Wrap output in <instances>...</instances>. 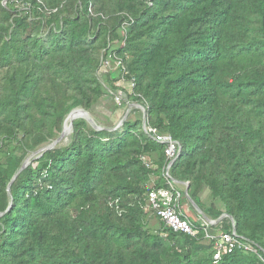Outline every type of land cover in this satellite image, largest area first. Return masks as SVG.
Listing matches in <instances>:
<instances>
[{
  "label": "trees",
  "instance_id": "1",
  "mask_svg": "<svg viewBox=\"0 0 264 264\" xmlns=\"http://www.w3.org/2000/svg\"><path fill=\"white\" fill-rule=\"evenodd\" d=\"M106 95L148 133L136 109L115 131L76 119L11 183ZM155 136L180 148L171 180L255 252L214 260L184 214L194 236L149 230L170 163ZM0 214V264H264V0H0Z\"/></svg>",
  "mask_w": 264,
  "mask_h": 264
},
{
  "label": "built area",
  "instance_id": "2",
  "mask_svg": "<svg viewBox=\"0 0 264 264\" xmlns=\"http://www.w3.org/2000/svg\"><path fill=\"white\" fill-rule=\"evenodd\" d=\"M106 64H108V62L105 63V66H107ZM114 67H121L122 72L127 74L120 61H116ZM129 86L132 88L133 83L131 82ZM115 100L119 102V97L115 96ZM145 132L148 133L147 128ZM154 139L158 143L167 145L165 154L170 160V163L177 159L180 148L175 142H172V140L166 136H155ZM170 163L166 169H164L163 174L168 188L155 189L149 192L146 198L145 212L148 216L157 218L165 227L173 232L194 236L196 234L195 228L189 220L183 217L180 203L181 195L174 187L175 184L172 182L168 173L171 166ZM200 226L204 228V239L210 243L213 242V251L215 252L213 256L214 260H218L222 254L231 253L234 249L255 252L251 243L238 239L236 233H233V231L229 234H212L208 230V227L212 225L202 223Z\"/></svg>",
  "mask_w": 264,
  "mask_h": 264
},
{
  "label": "water",
  "instance_id": "3",
  "mask_svg": "<svg viewBox=\"0 0 264 264\" xmlns=\"http://www.w3.org/2000/svg\"><path fill=\"white\" fill-rule=\"evenodd\" d=\"M139 109L140 112H141V122H142V129L144 131H146V113H145V110L142 106L138 105V104H129L128 105V108L126 110V112L124 113V116L122 117V119L120 120V122L116 125L115 128H112L111 130L109 131H115L117 130L118 128H120L122 126V124L125 122V120L127 119L128 115L130 114V111L131 109ZM79 113L80 116L77 118V119H82L84 120L92 129H94L95 131H101L103 130V128L99 127L98 125H96V123L90 118L89 116V113L83 109H74L72 110L68 115L67 117L65 118L64 120V123H63V129H62V132L60 134V136L55 140L53 141L52 143L44 146L43 148H41L40 150L32 153L29 157H27V159L22 163L20 169L18 170V172L16 173V175L13 177L11 183L15 180V178L17 177V175L23 170L25 169L29 163H30V160L31 159H38L42 156V154L46 151H49V150H52L54 149L55 147H57L63 140H64V125H65V122L67 120V118L72 114V113ZM72 124L73 122L70 123L69 125V135L72 133ZM179 156V154H178ZM177 156V158H178ZM174 162V160L170 163V165H172ZM172 182L176 185H185V190H184V197L186 199V201L188 202V204L196 211V213L202 218L205 220V222L209 225H215L216 223H218L219 221H221L222 219L224 218H228L232 225H233V233H235V225H234V221L233 219L228 216L227 214H222L216 221H211L208 217H206V215L198 208V206L194 203V201H192L190 199V197L188 196V184L186 183H179V182H176V181H173ZM10 183V184H11ZM7 193L9 194V189H7ZM10 195V194H9ZM2 214H0L1 216Z\"/></svg>",
  "mask_w": 264,
  "mask_h": 264
},
{
  "label": "rangeland",
  "instance_id": "4",
  "mask_svg": "<svg viewBox=\"0 0 264 264\" xmlns=\"http://www.w3.org/2000/svg\"><path fill=\"white\" fill-rule=\"evenodd\" d=\"M108 68L114 69L112 67H114L113 63H108L106 64ZM103 72V69H101ZM124 89L126 91H129V87L127 86L126 88L124 87ZM121 92H118V94ZM129 104H126L125 106H120V103L117 102L115 100V98H110L109 95H106L103 97V99H101L96 106H94L91 111H89V116L90 118L96 123V125L98 126H104V127H116V125L120 122V120L122 119V117L124 116V113L126 112L127 108H128ZM134 110L133 108L131 109V111ZM139 110V109H136ZM130 111V112H131ZM140 111V110H139ZM139 112L137 113V117H139ZM69 135L66 136L64 138V140L58 145V147H65L68 145L69 143ZM180 190H181V186L177 185ZM201 199L202 202L205 203L206 205H208V203L210 202V200L208 199V190H204L203 193L201 194ZM184 203V201L182 202V204ZM189 209H187V212L192 210L191 215H193V217H200L196 211L189 205V204H183V206H185ZM185 208V207H184ZM190 220H193V218L190 216ZM152 223H157L156 219H153ZM159 227V225L155 228H149V230L151 231H155L157 228Z\"/></svg>",
  "mask_w": 264,
  "mask_h": 264
},
{
  "label": "crops",
  "instance_id": "5",
  "mask_svg": "<svg viewBox=\"0 0 264 264\" xmlns=\"http://www.w3.org/2000/svg\"><path fill=\"white\" fill-rule=\"evenodd\" d=\"M113 68V67H112ZM117 86H119V87H127V84L126 83H124V82H118L117 83ZM176 185V184H175ZM179 185V184H178ZM181 186V191L183 192V195H184V190H185V185H180ZM179 190H180V188H178ZM177 189V190H178ZM178 190V191H179ZM180 193V192H179ZM181 203V212H182V214H184L186 217H187V219L189 218L190 219V216L193 218V221H195V222H197V223H199V224H202V223H205V224H207L206 222H205V220L204 219H202L201 217H193V215H191V213H192V210L191 211H189V212H187V209H189V208H187L186 207V205L185 206H183V204H186V203H183L182 204V202H180ZM187 204H188V202H187ZM185 207V208H184ZM153 219H156L157 220V223H152V221H153ZM159 225V220L157 219V218H154V217H152V216H148V220H147V227L148 228H155V227H157Z\"/></svg>",
  "mask_w": 264,
  "mask_h": 264
},
{
  "label": "bare ground",
  "instance_id": "6",
  "mask_svg": "<svg viewBox=\"0 0 264 264\" xmlns=\"http://www.w3.org/2000/svg\"><path fill=\"white\" fill-rule=\"evenodd\" d=\"M79 116H80L79 113L74 112L67 118L65 125H64V138L69 135L70 123L76 120Z\"/></svg>",
  "mask_w": 264,
  "mask_h": 264
}]
</instances>
